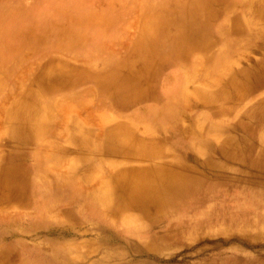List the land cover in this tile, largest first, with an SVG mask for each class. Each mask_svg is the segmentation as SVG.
Segmentation results:
<instances>
[{"label":"bare ground","instance_id":"bare-ground-1","mask_svg":"<svg viewBox=\"0 0 264 264\" xmlns=\"http://www.w3.org/2000/svg\"><path fill=\"white\" fill-rule=\"evenodd\" d=\"M262 176L264 0H0V264L264 231Z\"/></svg>","mask_w":264,"mask_h":264},{"label":"rangeland","instance_id":"rangeland-1","mask_svg":"<svg viewBox=\"0 0 264 264\" xmlns=\"http://www.w3.org/2000/svg\"><path fill=\"white\" fill-rule=\"evenodd\" d=\"M6 1H9V3H11L12 0ZM258 49L260 50V48ZM193 111H197V113L203 112L202 109H200L199 107H196L195 109H193ZM231 166L232 167L230 168V173H234V177H236V174L240 175L238 170L239 168L241 173L249 171V167H247L246 165L239 167L237 166V164L232 163ZM218 175L219 173H216L215 178L220 179ZM257 179L262 181L261 188L264 190V176L259 177ZM239 185L240 184L238 182H230V185H226L225 187L232 190V192L237 193L238 191L244 190L243 187ZM242 201L243 199L241 198V203H243ZM241 203H235L234 206L236 208L243 207V209H250L248 205L241 206ZM258 211L264 213V207H261ZM89 216L90 215H87L86 213L81 214V218L84 220L85 223L83 228L81 229V231L83 232L78 233L80 234V238H78V235H76L67 239L69 241H75L77 243H80L82 245V254H84L87 250V252L92 251L93 248L90 249V247L86 246V244H88V242H90L92 239H94L95 241L98 233V230L91 223L96 221H91L90 219H88ZM239 222L242 223L243 218H241ZM138 223H141L142 225H147V222H145V220H140ZM119 224H121V222ZM135 225L136 224L134 222H131V224H124V227L121 228L123 229L127 228L128 226ZM104 227H106L107 229L111 228L119 233L122 232V229H120L119 227H111L110 225H105ZM144 228L146 229V227ZM86 229L87 231H85ZM196 233L197 235H193V238L195 236H198L195 240H193L191 237L184 235L177 239L178 244L176 245L173 244L171 246H167L159 250L148 249L147 251H144L145 254L141 253L139 251V248L137 247L138 251L128 252L124 255H116V257L109 259L106 264H124L127 260L128 263L126 264H161L158 261L159 259H164L166 262L170 261L172 264H181L184 261H204L206 263H210L209 259L211 258H233L234 255L236 256L237 254L238 257H241L240 259L243 258L242 262L248 261L249 264H264V231L258 230L256 232L247 231V233H241L240 231L228 230L223 227H217L204 228ZM125 236L127 235L125 234ZM125 236L123 237L126 238ZM129 238L133 240L135 244H137L140 248L142 247V243L139 242V236L135 234L133 236H129ZM122 249L123 248L118 243H116L111 247L110 250L114 251ZM101 252L102 251L98 250L95 253L91 254L89 257L87 256V253L84 257L86 258L84 264H93L96 259H99L101 257L103 258V253ZM242 262L241 264H244Z\"/></svg>","mask_w":264,"mask_h":264}]
</instances>
